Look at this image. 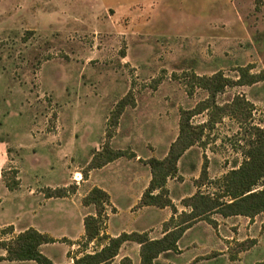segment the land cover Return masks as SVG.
<instances>
[{
  "label": "rangeland",
  "instance_id": "obj_1",
  "mask_svg": "<svg viewBox=\"0 0 264 264\" xmlns=\"http://www.w3.org/2000/svg\"><path fill=\"white\" fill-rule=\"evenodd\" d=\"M120 2H135L143 21ZM180 135L188 148L163 196L174 205L197 193L228 200L226 175L250 155L264 160V0H0V169L9 185L23 165L40 167L42 182H72L54 194L74 192L107 158L152 172L150 161L166 158ZM209 209L182 241L191 246L165 264H264V213Z\"/></svg>",
  "mask_w": 264,
  "mask_h": 264
},
{
  "label": "crops",
  "instance_id": "obj_2",
  "mask_svg": "<svg viewBox=\"0 0 264 264\" xmlns=\"http://www.w3.org/2000/svg\"><path fill=\"white\" fill-rule=\"evenodd\" d=\"M120 3L123 4L126 14L132 17L139 14L138 17L143 21L146 13L141 10L137 12L134 8L135 2ZM123 160L124 158H118L102 168L90 171L89 175L84 177L83 182L77 183L74 192L67 191L63 194H54V191L58 188H68L72 182L66 180L42 182L40 181V167L33 165L16 167L19 170L21 181L11 188L3 180L1 168L0 242L12 241L26 230L34 229L54 239L53 242L43 243L40 246L41 252L54 264H75L85 255L95 254L107 246L109 238H103L104 236L115 238L124 233L144 234L147 232L152 240L163 238L166 235L164 224L177 214L171 206L140 205L153 178L152 172H148L145 166L130 165ZM134 162L137 163L138 159ZM47 168H49L47 172L53 173L51 170L54 168ZM95 187L109 194V202L106 204V219L104 218L100 235L89 240L86 218L97 217L98 212L96 205L85 204L84 198ZM46 190H50L53 194L47 195ZM173 202L178 209V214L183 211H192L190 206L178 203L177 199L173 198ZM237 216L232 217L237 218ZM204 222L199 221L184 232L178 242L180 250L191 246L189 243L183 247V239L193 232L196 226ZM3 228H10V230L3 234L1 233ZM221 246L220 241L212 245L213 248ZM141 250V243L134 240L125 241L118 255L107 264H142ZM171 252L172 250L161 253L155 259L154 264L160 261L165 264L168 260L166 254ZM7 255V247L0 245V257L4 258L0 260V264H38L35 260H9L6 259Z\"/></svg>",
  "mask_w": 264,
  "mask_h": 264
},
{
  "label": "trees",
  "instance_id": "obj_3",
  "mask_svg": "<svg viewBox=\"0 0 264 264\" xmlns=\"http://www.w3.org/2000/svg\"><path fill=\"white\" fill-rule=\"evenodd\" d=\"M220 90L216 88L215 91ZM123 104V103H122ZM185 128L182 126V130ZM183 140L180 135L178 140L172 145L169 155L164 159H152L153 178L151 183L144 193L142 205L156 206H172L174 213L178 214L177 207L172 201H163L164 193L166 192V184L168 178L175 175L178 171L177 163L180 157L188 146H180L179 142ZM184 141V140H183ZM192 145V143H188ZM122 153L116 152L115 158L121 156ZM257 155H250L246 159L245 164L240 168L232 170L225 177L226 191L223 195L230 199L223 201L221 198L216 200L205 194L197 193L190 197V202L186 206L192 207L189 213L182 212L180 217L181 223L175 227L166 228V235L161 239L152 240L147 234L139 233H124L119 237L109 238V244L101 251L95 254H88L78 259L75 264H107L115 256L118 255L121 245L128 240H134L142 244V264H154L158 256L169 250H177L178 242L184 232L193 226L198 219L204 218L214 208L220 210L224 216L243 215L247 217H255L260 213H264V187L260 189V181L264 176V160H258ZM114 158H107L104 163L97 164L96 167L102 166ZM13 184L10 185V188ZM160 189V193L154 194ZM109 201V194L101 188L95 187L89 195L84 198V203L95 204L98 216H89L86 218V231L89 240L97 238L100 235V230L104 221L105 204ZM211 205V206H210ZM202 209L201 211H199ZM207 209V210H205ZM200 212V213H199ZM175 215L172 217L174 220ZM54 239L48 235L42 234L34 229L26 230L19 234L14 240L6 243L9 260H35L38 264H54L47 256H45L40 246L43 243L53 242ZM0 257V260H3Z\"/></svg>",
  "mask_w": 264,
  "mask_h": 264
}]
</instances>
